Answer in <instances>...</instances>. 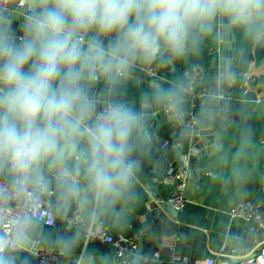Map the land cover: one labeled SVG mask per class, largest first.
I'll return each mask as SVG.
<instances>
[{"label": "clouds", "instance_id": "obj_1", "mask_svg": "<svg viewBox=\"0 0 264 264\" xmlns=\"http://www.w3.org/2000/svg\"><path fill=\"white\" fill-rule=\"evenodd\" d=\"M220 27L264 41V0H0V264L35 251L46 201L57 219L71 214L62 254L120 216L136 196L147 113L94 85L182 60ZM152 87L180 120L189 85ZM251 144L249 131L234 159Z\"/></svg>", "mask_w": 264, "mask_h": 264}, {"label": "crops", "instance_id": "obj_2", "mask_svg": "<svg viewBox=\"0 0 264 264\" xmlns=\"http://www.w3.org/2000/svg\"><path fill=\"white\" fill-rule=\"evenodd\" d=\"M233 34L235 40L232 42V46L236 51H239L243 46L239 45L235 32H233ZM219 40V32L216 31L209 34L203 40L198 52L189 53L193 62H199L203 68L202 86L206 88L208 93L219 92L222 88L221 83L217 80L219 75ZM156 63L159 65V77L153 81H157L158 84L165 88L178 82L172 80V74L174 71L181 69L184 64H187L185 58L167 65H162L159 62ZM187 68L188 67H185L183 69L184 77V70ZM246 71L251 76H258V79H250L245 82L242 72H235L232 76L228 75L226 78V84L229 78H233L234 85L236 77H240V83L237 85L238 94L234 95L232 85L231 96L227 98L230 100V103L233 104V108L230 110L231 114H237L238 118L242 114V110L239 108L240 101L251 99L255 103H258L264 100V82L261 81V78L264 77V59L250 58ZM243 84L245 87L240 93L239 89ZM110 86L114 96L119 97L124 100V102L141 111L137 103L139 98L131 92V87L126 85L114 86V84ZM150 94L154 96V91L150 92ZM153 96L149 97L156 100ZM192 103V98L186 93L183 108L189 107ZM161 105L162 104L159 103V110ZM194 105V109L199 115L202 107L200 105ZM159 110L154 113L153 117L146 120L144 135L147 139L143 145V151L139 154L142 164L139 176L143 175L146 177L145 180L141 181L138 176L137 180L146 196L143 203V210L137 211L134 209L132 202L135 199L123 205L121 207V214L118 218H108L105 220L110 226L111 231L113 233L118 231L130 233L136 230H144L146 234L141 239V251L145 253L159 251V257L153 264H171L169 260L171 252L192 258L215 255L228 258L229 260H237L244 255L254 252L258 244L264 242V238L260 240H249L244 237L247 230L243 229L242 226L238 224L236 225L228 212L230 207L237 200L247 198L245 197L247 194L250 195L249 198L251 199L257 198L258 202L264 206V150L257 152L256 149L251 147L248 148L246 154L240 160L234 159L235 152L233 154V162L226 169L227 172L232 174L231 170L233 167H241L242 175L238 178V181L242 179V183L237 186L229 185L220 190L209 188L199 190L195 184L197 178H194L192 175L189 183L195 187L194 195L192 198L186 199L181 209L174 212V226L170 234H166L163 227H155L152 230V221L148 213L150 209L149 203L153 201L159 204L161 201H165L172 190V184L161 182V179L166 175L167 171L161 173L163 167L160 161H156L155 163L149 162L152 158L148 153V149L152 143L149 134L153 132L156 138L164 139L173 147L175 143L171 138V134L174 131L172 125L179 126L174 120H169L164 117ZM260 118L262 125H264V110H260ZM149 123H151V125H149ZM235 123H237V120L228 128L218 129L221 135L220 142L213 145L214 151L210 155H201L198 150L188 146V152L196 155V161L200 168H213L211 171L203 173L202 175L211 176L212 178L217 177L220 180L223 178V173L225 171L217 170L213 164L212 158L216 154H219L223 148L225 142L223 138L224 132L229 131V128ZM258 142L264 144V138H259ZM233 147L234 144L230 143L229 149ZM183 154L184 150L180 152L179 156L184 162V165H187V156ZM170 168L176 170L182 168V165L173 161L169 169ZM259 169H261V172ZM249 177H253L256 180L258 190L255 191L247 185L246 181ZM54 199L55 197L53 200ZM168 216H171V212ZM73 228L74 226H67L65 220H59L55 216L54 225L48 226L42 223L37 239L55 244L58 237L70 235ZM236 232H239L240 235H235ZM259 233H264V231ZM86 255H90L93 259L85 260L84 257ZM104 257H108L110 264H118L113 259L111 246L94 242L84 244L81 240L73 252L70 254H63L59 264H105ZM25 261L27 264H34L31 256L27 252H22L19 254L18 264H25ZM134 262L135 264L140 263L138 261Z\"/></svg>", "mask_w": 264, "mask_h": 264}, {"label": "water", "instance_id": "obj_3", "mask_svg": "<svg viewBox=\"0 0 264 264\" xmlns=\"http://www.w3.org/2000/svg\"><path fill=\"white\" fill-rule=\"evenodd\" d=\"M19 32V28L17 27ZM219 32V75L217 80L221 83L222 88L218 92H209L203 99L194 98L192 102L196 105H200L202 108L199 112L201 121L199 125L190 129L184 126H173V132L171 138L174 140L175 145L171 147V144H167L161 148V144L165 141L164 139L156 138L153 132H150L149 138L151 146L148 149V153L152 156L149 160L150 163L160 161L162 163V172L167 171L173 161L180 163L184 166V162L180 158V152L184 150V154L187 156V167L191 170L194 178L201 177L203 173L211 171L213 168H200L196 161V155L188 152V148L192 147L200 152L201 155H210L214 151L213 145L220 142L219 128H228L235 120H238L237 114H231L233 104L227 98H219L218 94L225 90L226 78L228 75L232 76L235 72H244L247 69V65L250 58L264 59V41L253 42L250 52L245 47L239 51L233 48L232 42L235 40L233 33L228 34L223 27L217 29ZM227 33V34H226ZM148 64L137 63L135 65V72L128 74L126 77L121 78V81H117L114 86H129L132 88L131 92L138 96V104L142 112L147 113L146 120L153 117L154 113L159 110V102L153 100L150 97L153 95L150 92L153 90V85L157 84V81L148 79L144 74V69ZM250 79L256 80L258 76L252 75ZM95 89L103 94L108 85L103 79L98 81L94 85ZM245 85L243 84L239 92L241 93ZM150 96V97H149ZM155 98V96H153ZM189 146V147H188ZM247 185L253 190H258L257 182L253 177H249L246 181ZM174 186H172L173 188ZM195 192L194 185L188 183L182 188V196L186 199L193 197ZM254 202H258L257 198L253 199ZM149 216L152 221V230L156 227H163L166 234H170L171 229L174 226V210L170 207L169 203L161 201L159 204L155 202L149 203ZM264 210V206H262ZM171 212V216L168 214ZM233 222L247 232L244 234L249 240H260L264 238V233H253L248 229V223L242 222L238 219H233ZM239 228V227H238ZM235 235H240L236 232ZM264 247V242L258 244L254 250L256 252L260 248ZM142 250V241L137 242L135 251ZM253 253V252H252ZM128 264H135L134 261H130Z\"/></svg>", "mask_w": 264, "mask_h": 264}, {"label": "built area", "instance_id": "obj_4", "mask_svg": "<svg viewBox=\"0 0 264 264\" xmlns=\"http://www.w3.org/2000/svg\"><path fill=\"white\" fill-rule=\"evenodd\" d=\"M144 74L148 79L154 80L159 77V65L154 62L148 64L144 69ZM186 81L189 85L187 94L192 99H203L208 95V91L203 85V68L197 61L190 64V66L184 70ZM242 76L247 82L250 80V74L247 71L242 72ZM233 78H229L227 81L225 90L218 94L219 98H230L232 92ZM192 103L189 107L183 108L184 115L180 120H174L169 115L168 111L163 105L160 107L161 114L169 120H174L179 126L188 127L194 129L199 123L200 118L198 113L194 109ZM151 125V123H149ZM167 144L164 141L161 144L163 148ZM192 178L191 170L186 166H182L180 169H168L166 175L161 179L162 183H170L174 186L166 199L170 207L177 211L181 209L186 201L181 194L182 188L190 182ZM54 197H52L53 199ZM51 205L46 201L43 209L40 212L42 222L48 226H52L55 223V215L50 210ZM229 216L232 219H238L242 222L248 223V229L253 233H259L264 231V210H262V204L260 202H254L253 199L242 198L237 200L229 209ZM67 226H74L71 221V214L67 220H65ZM144 230H136L130 233L118 231L113 233L110 226L104 222L99 227L95 228L94 234L91 239L84 237L82 239L84 244L87 243H100L107 244L112 248V256L118 264H128L130 261H137L136 258V246L137 242L145 236ZM37 246L33 253H28L34 264H59L63 254L58 251L55 244L37 239ZM143 260L139 261V264H153L159 257V251L152 253H145L140 251ZM169 260L171 264H264V247L260 248L256 252L244 255L237 260H229L221 256L208 255L202 257H188L185 255H179L174 252L170 253Z\"/></svg>", "mask_w": 264, "mask_h": 264}, {"label": "trees", "instance_id": "obj_5", "mask_svg": "<svg viewBox=\"0 0 264 264\" xmlns=\"http://www.w3.org/2000/svg\"><path fill=\"white\" fill-rule=\"evenodd\" d=\"M237 41L240 46L245 47L248 51L250 50L253 41L244 39L239 33H235ZM185 60L187 64H184L181 69L176 70L172 74V80L178 82H184L185 77L183 75V69L185 67H189L191 63H193L192 57L190 54L186 55ZM261 81L264 82V77L261 78ZM240 83V77H236V81L233 85V93L234 95L238 94L237 85ZM250 98V97H249ZM239 108L242 110V114L232 127L229 128V131L224 132L223 138L225 140L222 150L219 154H216L213 158V164L215 168L220 171H225L223 173V178L220 180L219 178H212L211 176H204L197 178L195 184L197 188L200 189H213L220 190L223 187L227 186H237L242 183L243 180H239L234 177L231 173L227 172V167L233 162V154L237 151L240 146L241 138L243 135L250 131L251 133V148L260 152L264 150V144H260L258 142L259 138H264V125H262L260 118V110H264V100H261L258 103H255L251 99H245L239 102ZM233 143L234 147L229 149V144ZM261 172V169H259ZM146 177L143 175L139 176V180L143 181ZM136 196L135 200L132 202V205L135 210L142 211L144 206L145 194L140 185L136 184ZM249 194L245 197L249 198ZM251 199V198H249Z\"/></svg>", "mask_w": 264, "mask_h": 264}]
</instances>
